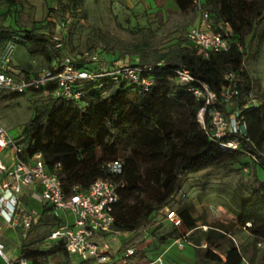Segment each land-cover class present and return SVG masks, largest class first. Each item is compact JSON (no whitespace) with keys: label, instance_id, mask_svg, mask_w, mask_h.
I'll return each instance as SVG.
<instances>
[{"label":"trees","instance_id":"1","mask_svg":"<svg viewBox=\"0 0 264 264\" xmlns=\"http://www.w3.org/2000/svg\"><path fill=\"white\" fill-rule=\"evenodd\" d=\"M176 5L177 8L167 10L166 19L161 21L169 33H183L197 18L198 4L194 0H176ZM203 5L215 21L226 20L232 25L243 47L246 37L264 17V0H205ZM139 31L143 37L138 43L99 29H94V34L101 58L115 62L127 55L136 56L138 62L131 63L147 64L155 69L148 74L154 79L148 91L141 93L135 84L124 80L108 83L104 93L90 84L89 105L81 111L75 103L55 97L53 87H49L52 98L47 111L32 117L23 129L21 156L28 160L42 152L49 171L60 164L57 172L67 193L74 186L86 190L100 177L110 176L124 183L114 210V227L121 232H134L146 226L155 211L169 204L184 175L225 166L236 161L240 153H246L240 149L224 150L209 136L198 119L205 100L189 90L191 85L198 87L205 82L218 95L224 87L233 85L239 91L235 104L242 109L246 136H232H239L248 151L263 152L264 146V87L254 93L260 104L244 107L245 99L253 94V79L245 67L244 48L241 51L233 45L228 51L204 56L186 36L161 49L163 38L160 41L152 38L143 27ZM10 38L8 29H0V43ZM25 40L30 52L42 51L51 60V52L45 45L34 49L36 36L33 33L28 32ZM78 56L79 65L98 70L97 65ZM182 67L189 69L196 79L190 85L176 79L175 70ZM233 78H237L236 81ZM220 107L226 111L225 105ZM259 157L261 163L257 165L264 166V157ZM117 159L123 161L124 170L110 175L103 164ZM132 180L136 183H130ZM237 196L240 207L237 226L255 238L254 255H257V244L264 242V181H260V186L250 195ZM177 212L189 230H200L194 209L183 205ZM189 240L203 248L205 263L243 264L244 257L247 258L246 250L238 246L234 233L224 225L210 224L200 238L190 235ZM213 248H219L222 254L225 251L226 259ZM58 253L69 261L73 258L60 242L47 249L24 243L19 258L28 259L30 264H48L50 256ZM127 264H153V261L145 255L140 258L135 255Z\"/></svg>","mask_w":264,"mask_h":264},{"label":"rangeland","instance_id":"2","mask_svg":"<svg viewBox=\"0 0 264 264\" xmlns=\"http://www.w3.org/2000/svg\"><path fill=\"white\" fill-rule=\"evenodd\" d=\"M170 8H177L176 0H74L71 3L67 0L63 2L0 0V29H8L11 33L9 40L0 43V59L11 52L12 68L15 71L34 74L51 66L54 60L59 62L64 54L85 55L89 52L90 56L87 57L95 54L100 56L98 53L100 46L94 29L110 33L125 41L138 43L143 37L139 29L143 27L148 29L152 38L159 41L163 38L159 48L166 49L182 36L185 37L190 27L188 26L183 33L181 31L169 33L161 21L166 19L167 10ZM28 32L36 36L34 49H38L39 45H45L51 52V60H48L42 51L28 50L29 46L25 40ZM244 49L245 67L253 79L254 96L258 89L264 87V17L258 21L255 31L246 37ZM119 62L136 63L138 57L127 55ZM51 98L49 91L46 90L3 94L0 96V123L6 127L10 136L18 137L32 117L45 114ZM225 109L230 119L236 117L239 128L244 130L241 118L236 116L235 105L228 104ZM201 113L200 110L198 113L200 121L203 118ZM70 133L73 137L71 130ZM260 181H264V166L263 164L258 166L246 153H240L236 161L225 166L188 173L181 178L180 188L169 204L155 211L146 226L134 232L117 234L115 246L126 248L137 245L139 246L137 257L145 255L151 260L161 245L158 239L164 240L165 244L169 243L171 238L172 244L175 238L186 232L185 224L178 227L167 220L165 214L167 210H177L183 205L196 211L195 217L198 219L200 230L190 234L195 239L200 238L202 231L208 229L210 224L230 228L236 234L234 237L239 239V235L245 230H241L236 222L240 210L237 195L242 193L250 195L260 186ZM134 182L136 183V180L130 183ZM60 224L59 217L43 214L28 232L17 227L24 233L21 235L22 245L30 243L34 247L43 248L48 245L51 231ZM146 239L154 240L156 246L153 243L141 247ZM257 247L260 255L257 264H264V242L258 243ZM255 250L254 247L253 251ZM175 257L179 260L184 259L175 252L171 254V264H183ZM78 262L79 259L75 257L69 261L58 253L50 256L48 264Z\"/></svg>","mask_w":264,"mask_h":264},{"label":"built area","instance_id":"3","mask_svg":"<svg viewBox=\"0 0 264 264\" xmlns=\"http://www.w3.org/2000/svg\"><path fill=\"white\" fill-rule=\"evenodd\" d=\"M198 4L197 18L188 28L185 36L204 56L211 52L228 51L233 45L243 50V45L237 39L232 25L226 20L215 21L209 10L204 7L205 0H194ZM86 61L97 65L96 71L89 70L79 65V56L64 54L51 66L43 68L38 73L23 74L12 68L11 52L0 59V96L7 93L23 94L39 89L48 91L53 87V94L57 98L75 103L81 111H85L89 105V85L101 90H106L108 83H116L121 80L135 84L139 92L148 91L154 79L148 75L155 69L147 64L110 62L98 56H90L87 52L80 55ZM176 79L182 84H191L196 79L187 68L175 70ZM228 77V76H227ZM237 78H233L236 81ZM189 90L198 98L205 100V106L201 109L203 128L209 136L224 150H243L257 163H261L260 156L263 152L248 151L243 148L240 134L246 136V124L242 122V109L235 104V97L239 91L233 86H226L218 95L211 87L202 82L200 86L191 85ZM235 105L236 116L241 118L244 130L239 128L236 117L230 119L220 105ZM260 104V100L253 94L245 99L244 107ZM23 132L18 137L10 136L8 130L0 123V172L4 173L10 181L11 198L5 199L3 207H0V218L13 227H20L28 232L38 221L39 211L36 208L27 207L23 202V196L18 191L20 184L34 187L33 196L45 202L53 216L61 219V224L53 229L48 236L47 249L56 243H62L70 255L79 259L78 264H127L138 252V246H129L118 250L114 246L115 236L121 231L115 229L116 204L120 200V187L124 183L114 181L109 177H100L94 180L88 189L79 190L74 186L70 193L63 187V181L57 170L49 171L45 165L42 152L35 153L28 160L21 154L24 148ZM254 148L256 146L254 145ZM10 150L15 163L9 166L4 159L6 151ZM110 175L120 174L124 170L121 159L110 160L103 164ZM166 219L180 227L184 224L177 210H167ZM190 230L185 232L183 238L189 236ZM206 246V244H203ZM0 257L5 264H30L26 258L12 260L6 253V247L0 241Z\"/></svg>","mask_w":264,"mask_h":264},{"label":"crops","instance_id":"4","mask_svg":"<svg viewBox=\"0 0 264 264\" xmlns=\"http://www.w3.org/2000/svg\"><path fill=\"white\" fill-rule=\"evenodd\" d=\"M4 159L9 166H12L15 163L10 153V150L6 151V155L4 156ZM37 187H38L37 184L34 187H28L22 184L18 186V191L23 196L22 200L24 204L27 207L36 208L40 213L39 218L43 214H49L53 216V213L50 211L46 203L36 199L33 196L32 192L34 189H37ZM8 198H11L10 181L4 173L0 172V207H3L5 199H8ZM188 230L189 229L187 228L186 232ZM241 230H244V229H241ZM189 232L191 234L193 230H190ZM23 234L24 233H22L21 230L14 228L13 226L6 223L4 219L0 218V241L5 244L6 253L12 260H16L20 256V250L22 247V239H23L21 235ZM119 234H122V232ZM184 234H182L178 238H175L172 244H171V238H170V242L165 243V244H164L165 242L164 240L158 239L159 243L161 241V245L156 250V254L153 257H151L153 264H171V254H175V252H177L179 256L184 258V259L179 260L177 259L178 257H175V259L181 261L183 264H217L215 262L205 263V261L203 260V248H200V246L196 245L191 240H189V237L183 238ZM234 235L236 236V234ZM234 239L236 240L240 248H243L246 250V257L248 259L244 257L243 264H257L260 255L259 253H257V255H254L255 251H253V248L255 246L253 243L255 242V238L247 230H245L243 234L241 233V235H239V239L237 237H234ZM116 243H117V235L115 236V239H114V246ZM153 243L155 244L154 240L146 239L145 243L141 244V247H143L145 244L147 246ZM251 244H253L252 247H250ZM131 246H134V245H131ZM115 248L118 250L124 249L119 246L117 247V245L115 246ZM219 248H222V247H219ZM219 248H213V250L217 254H219L222 257V259L225 260L226 259L225 251H224V254H222L221 252H219ZM138 250H139V246H138ZM147 256H149L148 253H147ZM172 256L174 257V255ZM0 264H5V261L1 257H0Z\"/></svg>","mask_w":264,"mask_h":264}]
</instances>
